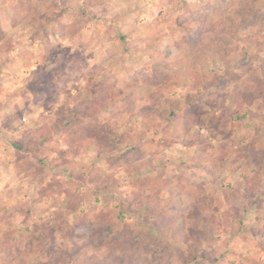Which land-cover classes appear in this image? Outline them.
Listing matches in <instances>:
<instances>
[{
    "label": "rangeland",
    "instance_id": "obj_1",
    "mask_svg": "<svg viewBox=\"0 0 264 264\" xmlns=\"http://www.w3.org/2000/svg\"><path fill=\"white\" fill-rule=\"evenodd\" d=\"M60 2L0 0V264H264V0H73L100 19L59 28ZM106 121L126 159L87 139Z\"/></svg>",
    "mask_w": 264,
    "mask_h": 264
},
{
    "label": "trees",
    "instance_id": "obj_2",
    "mask_svg": "<svg viewBox=\"0 0 264 264\" xmlns=\"http://www.w3.org/2000/svg\"><path fill=\"white\" fill-rule=\"evenodd\" d=\"M73 1V0H72ZM72 1H68V0H61V10H55L53 12L49 13H45V17L46 20L44 21L45 23H48L54 27H59L62 28L63 26H65V22H64V16L66 15L67 11L69 10H75L77 11V25H84L85 22H89V21H96L98 19H100L99 15L95 14L93 11H91L90 9H87L85 6H81V7H73V5H70V3ZM194 11V10H193ZM207 12H200V16H206ZM121 41L126 39V34L122 33L120 36ZM167 70L170 71L171 69H174V65L172 64H168L166 66ZM189 73V72H188ZM193 76V75H191ZM197 77L194 75L193 77H186V85L189 86L191 89L196 87V82H198V80H196ZM247 79L244 83L245 86V92H246V97L248 99V101H250L252 98L261 95L264 96V64H262L261 66H258L257 68L254 69V72H252L250 74L249 77V84L247 83ZM255 83H257V85H255ZM249 86V89L248 87ZM195 86V87H194ZM243 86V87H244ZM97 102L95 103H84V104H79L75 107L74 113L76 114V116L79 118V121L83 119H86L87 117H90V119L92 118H98L100 116L101 113H103L105 110L109 109V108H116L117 106L115 104L112 103V99H110L109 97H104L101 102ZM210 104V103H208ZM175 113V112H174ZM70 125L74 124L75 121L71 120ZM37 132V129H36ZM35 132V133H36ZM43 133H44V129H43ZM134 135L131 134L130 132L126 131V130H120L119 125L114 122V121H106L103 123H97L95 125H93L92 129L89 132V135L87 136V139L89 140H95L97 143V147H98V156H107L111 153L110 156V161L113 162L114 160H120L119 158H125L129 157V154L131 151L135 150V148H133L132 145H130V143H132ZM18 143V142H17ZM18 146V144H15ZM116 151H121L120 154H115ZM117 153V152H116ZM131 167V166H129ZM128 167V168H129ZM139 171H141V169L137 166L134 167ZM130 169V168H129ZM133 169V168H131ZM136 170V171H137ZM209 199H211V197H209ZM166 209L165 211L167 212H172V207L169 206L168 204L164 206ZM200 207V208H199ZM207 209L206 205L205 206H197V208L195 209L197 213H199L201 216H203L205 213V210ZM208 215H210L211 213H207ZM198 216V215H196ZM194 216V217H196ZM207 217V215H206ZM165 219V218H164ZM240 224L244 225L245 222L242 218H240ZM154 225V224H153ZM155 226V225H154ZM168 227V226H167ZM178 228V227H177ZM176 231V228H168L166 233H174V231ZM156 231L158 233H162V230L160 229V227H156ZM184 231V230H183ZM209 256L207 254L204 253V249H200L199 252L195 253V255H193L192 257L188 256V257H184V264H193L195 262H198L199 264L201 263V261L203 259H207ZM219 258H215L214 261L211 264H218Z\"/></svg>",
    "mask_w": 264,
    "mask_h": 264
}]
</instances>
